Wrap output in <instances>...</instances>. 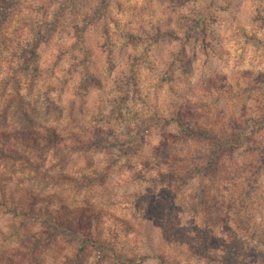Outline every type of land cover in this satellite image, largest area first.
I'll return each mask as SVG.
<instances>
[{
	"label": "rangeland",
	"instance_id": "374dc122",
	"mask_svg": "<svg viewBox=\"0 0 264 264\" xmlns=\"http://www.w3.org/2000/svg\"><path fill=\"white\" fill-rule=\"evenodd\" d=\"M7 4L0 129L101 131L108 141L45 156L46 172L72 180H44L26 167L9 174L23 178L37 199H50L53 210L87 221L100 215L112 249H90L77 259L79 244L63 232L58 250L48 244L22 253L24 246L12 243L20 251L0 264H135L153 251L164 253L167 264H264V130L248 140L237 130L256 129L245 117L264 118V0ZM200 18L208 25L207 50L200 29L183 45ZM77 24L86 25L82 33ZM165 30L180 40L161 37ZM178 115L197 135L184 136L172 122ZM222 138L241 148L226 151ZM156 168L171 180L138 203V193L149 195L143 179L158 177ZM9 219L0 210V230H10ZM127 221L142 224V234L131 233ZM39 231L29 219L21 241H35Z\"/></svg>",
	"mask_w": 264,
	"mask_h": 264
},
{
	"label": "trees",
	"instance_id": "16d2710c",
	"mask_svg": "<svg viewBox=\"0 0 264 264\" xmlns=\"http://www.w3.org/2000/svg\"><path fill=\"white\" fill-rule=\"evenodd\" d=\"M6 2L7 0H0V25L9 19L7 17H9L11 13V11L8 10L9 5L7 4L6 6ZM63 6L64 5H62V7ZM41 7L46 8L47 5H42ZM105 7L106 6L101 8ZM96 12L101 13V10L98 9ZM57 18H60L59 15ZM193 25L195 29L194 31L189 30L185 33L183 45L184 43L192 42V38H194V35L200 29L202 32L201 42L203 48L205 50L211 48L212 46L208 39L209 33L207 29V21L203 18L197 20L194 19ZM85 26L86 25L81 26L77 24L74 28L78 33H82L86 28ZM160 34L161 37L167 36L175 41L180 40V36L174 31L165 30ZM151 38L153 39V42H157L155 34L151 36ZM175 61L177 62L178 60L175 59ZM172 120L175 125L182 128L181 131L184 136L185 134L188 137L192 134L197 135L187 119H182L181 116L178 115V117H173ZM245 120L248 124H252L256 129L249 130L246 127L243 129H237L240 130L238 137L240 138L242 136V140H248L251 135L264 130V124L263 127L258 128V125L261 122L264 123V118L255 119L254 117L248 116L245 117ZM200 133L201 134H198L199 136L202 135V132ZM105 140L106 138L103 137L101 131H90L89 133L83 134L76 132L59 133L56 128L49 126L42 127L39 130L0 129V165L5 167V169L0 168V210L3 211L4 214L10 215V219L8 220L10 221L8 226L10 230H0V258H8L9 256L6 253H10V251L14 253L20 251L19 247L16 249H14V247H10L12 243L23 245L25 251H22V253H40L41 247H46L48 244L50 247L55 249L57 248L58 250L60 247L57 237L63 232L68 233L79 244L75 250V258L77 259H82L85 251L90 249L103 250L107 246L112 249V247L107 244L109 239H104L103 234H107L106 232L108 231H106L101 224L100 215L93 217L91 221H87L82 219L84 218V215L82 214L76 215L74 212L72 214H63V211L53 210L50 206V199H37V196L32 194V190L28 186H22V184H24L23 178L18 177L14 179V177L9 174V172H16L21 167H26L33 169L36 175L44 180H72L73 177L70 175L50 174L46 172L42 166L45 156L49 153L56 152H83L91 146L102 144ZM218 143H222L226 151L241 148L242 145V143L237 146H234L233 144L230 145L228 141L224 142L223 138L220 139ZM258 150L259 148L257 145L252 148V151L254 152ZM211 165L213 166V163H210V166ZM208 167L204 166L203 169H207ZM203 169L202 167H199L198 171ZM156 173L158 176L156 178L146 176L143 179L147 181V183L151 184L150 187H148L149 195L143 196L142 192L138 193V203L141 199L150 198L153 197V195L155 196L159 184L165 180H171V175L169 173L167 175H163V173H161V171L157 168ZM29 219L33 220V223L36 224V226H38V228L42 231H39L35 235V241L28 239L27 242L23 240L22 242L21 239L24 238L21 237V233L19 231L23 230L25 222ZM126 225L128 230L134 235L142 234V224L139 223L138 228L135 224L127 221ZM109 248L108 250H110ZM152 259L156 262V264H167L168 258L164 253L153 251V253L150 254L140 255L138 259L135 258L134 260H131V262H134L135 264H142ZM34 264L42 263L35 260Z\"/></svg>",
	"mask_w": 264,
	"mask_h": 264
}]
</instances>
